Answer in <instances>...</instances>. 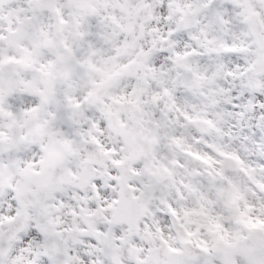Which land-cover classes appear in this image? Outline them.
<instances>
[{
  "label": "snow or ice",
  "instance_id": "snow-or-ice-1",
  "mask_svg": "<svg viewBox=\"0 0 264 264\" xmlns=\"http://www.w3.org/2000/svg\"><path fill=\"white\" fill-rule=\"evenodd\" d=\"M0 264H264V0H0Z\"/></svg>",
  "mask_w": 264,
  "mask_h": 264
}]
</instances>
